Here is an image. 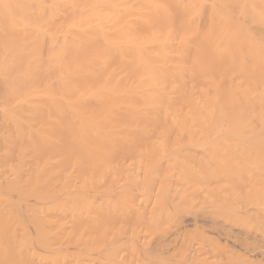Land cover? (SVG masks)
<instances>
[{
	"label": "bare ground",
	"instance_id": "6f19581e",
	"mask_svg": "<svg viewBox=\"0 0 264 264\" xmlns=\"http://www.w3.org/2000/svg\"><path fill=\"white\" fill-rule=\"evenodd\" d=\"M263 182L264 0H0V264L240 255Z\"/></svg>",
	"mask_w": 264,
	"mask_h": 264
},
{
	"label": "rangeland",
	"instance_id": "374dc122",
	"mask_svg": "<svg viewBox=\"0 0 264 264\" xmlns=\"http://www.w3.org/2000/svg\"><path fill=\"white\" fill-rule=\"evenodd\" d=\"M245 177V176H244ZM246 179H247V177H245ZM255 178V177H254ZM256 179V178H255ZM242 180V179H241ZM245 180V179H244ZM246 182H248L249 180L247 179V180H245ZM251 181V180H250ZM249 181V182H250ZM253 181V180H252ZM255 181V180H254ZM242 182H244V181H242ZM245 182V183H246ZM259 182H261V181H259ZM255 183L256 184H258V181H255L254 183L253 182H251V183H248L249 184V186H247V187H250L251 186V188L252 189H254L255 190V187H256V185H255ZM264 183V182H263ZM240 184V183H239ZM262 184V183H261ZM242 185V184H241ZM241 185H240V187H241ZM255 186V187H254ZM259 186V185H258ZM263 186V188H261V189H264V184L262 185ZM262 186H259V188L260 187H262ZM257 188V187H256ZM252 189H250V190H252ZM217 215V214H216ZM221 215V214H220ZM219 215V216H220ZM245 215H247L248 217L247 218H249V217H251V218H249L251 221L250 222H253V224H255L256 225V221L254 222V220H256V219H254V218H259V216L258 215H256V214H245ZM250 215V216H249ZM214 216H215V214H214ZM213 216V217H214ZM254 218H253V217ZM188 217V216H187ZM186 217V218H187ZM192 216H189V218H191ZM216 217V216H215ZM214 217V218H215ZM260 217H263V219H264V214H261V216ZM217 218L219 219V220H217L218 221V223H212V221L211 220H209V219H206L207 221H205V218H202L201 216H198L197 217V222H198V225L200 226V227H204L203 229H206V230H211V231H206L207 233V239H206V241H205V244L203 245L202 244V248L201 249H199V247L197 246V248H196V250H200V251H197V254H198V252H200L201 254H203L204 253V251L206 250V253H204V255L201 257V261H198V260H196L197 262H196V264H243L244 262V264H258V262L256 261V260H258L257 259V252L259 253V251L260 252H263V251H261V249L263 248L264 249V246H262V245H264V244H262L260 241L259 242H257V240L259 239V234H257V231H256V229H255V227H254V229H252L253 227H249V226H247V227H249L250 229H251V231H250V233H251V236H250V234H249V238H251V239H249V241H250V243H251V247H248V248H251V249H253V250H251V249H248V250H250V251H248L247 249H245L244 248V250L246 251V252H248V253H255V254H249L248 255V253L246 254V252H244V250L243 249H241L242 251L240 252V255L238 254L239 252L238 251H240V248L239 247H237V246H233V240L232 239H226V241H225V237H222V236H220V237H218L219 235H218V231H214L215 229H213L214 227L212 226V225H214V226H219L221 223H220V219H222V218H220V217H218L217 216ZM216 218V219H217ZM254 219V220H253ZM262 221V220H261ZM200 223V224H199ZM209 224H211V225H209ZM217 224H219V225H217ZM251 225V224H250ZM213 228H212V227ZM208 229H207V228ZM211 228V229H210ZM214 232H213V231ZM253 230V231H252ZM255 230V231H254ZM248 231H249V229H248ZM212 234H211V233ZM182 233V232H181ZM173 234V233H172ZM182 235V234H181ZM256 235V236H255ZM258 235V236H257ZM168 237H170V236H168ZM182 236H180V238H181ZM255 238V240L253 241L252 239H254ZM256 237H258V239H256ZM208 241V242H207ZM229 241H232V242H229ZM256 241V243H255V245H256V247H260V244L259 243H261L262 245V248L260 247V250H258V251H255L256 250V248L254 247L253 248V242H255ZM154 243H156V242H154ZM152 244L153 246L155 245V244ZM258 243V244H257ZM218 244H220L221 245V247L219 246L218 247ZM222 244H225V247H224V245H222ZM155 246H157V243H156V245ZM171 246V245H170ZM201 246V245H200ZM215 247V248H214ZM233 247H235V249H233ZM154 248V247H153ZM166 248V247H165ZM165 248H163V249H165ZM169 248H171V247H169ZM195 248V247H194ZM204 248V251H202V249ZM232 248V249H231ZM236 248L238 249V251L236 250ZM182 249V248H181ZM180 249V250H181ZM210 249H211V252L212 253H210L209 251H210ZM166 250H169V249H167L166 248ZM166 250H163V252H165ZM209 250V251H208ZM157 251V250H156ZM159 252H161V250H158ZM170 251V250H169ZM168 251V252H169ZM193 251H195V250H193ZM234 251H235V253H234ZM181 252V251H180ZM184 252H187V254H188V251H184ZM207 252H209V253H207ZM233 252V253H232ZM238 252V253H237ZM169 253H172V252H169ZM183 253V252H182ZM193 253V252H192ZM192 253H189V254H192ZM243 253V254H242ZM166 254V253H165ZM201 254H198V255H201ZM244 254H246V256H248V257H252V255H254L253 256V259L254 260H252V258H251V260L252 261H255V262H251V260H250V258H249V261H250V263L248 262V263H246L247 261V259L245 260V258H246V256H245V258H242V257H244ZM236 255V256H235ZM208 256V257H207ZM242 256V257H241ZM164 257H166L165 255H164ZM206 258H208V259H206ZM198 259H200V257L198 258ZM256 259V260H255ZM206 262V263H205ZM262 264H264V262H261ZM154 264V263H153Z\"/></svg>",
	"mask_w": 264,
	"mask_h": 264
}]
</instances>
